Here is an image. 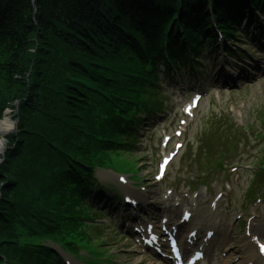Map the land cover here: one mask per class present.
<instances>
[{"label":"trees","instance_id":"16d2710c","mask_svg":"<svg viewBox=\"0 0 264 264\" xmlns=\"http://www.w3.org/2000/svg\"><path fill=\"white\" fill-rule=\"evenodd\" d=\"M213 7L232 35L245 0ZM215 39L206 0H0V119L18 103L0 164V264H56L34 239L83 240L90 173L132 149L126 115L153 109L150 68L164 55L196 63Z\"/></svg>","mask_w":264,"mask_h":264},{"label":"rangeland","instance_id":"374dc122","mask_svg":"<svg viewBox=\"0 0 264 264\" xmlns=\"http://www.w3.org/2000/svg\"><path fill=\"white\" fill-rule=\"evenodd\" d=\"M243 26L244 25H242V27ZM250 29V26L243 27V30L250 31ZM260 39L264 42V36ZM247 40L248 36L244 35L240 40L242 41L240 47L249 50L251 55L253 57L255 56L260 67L256 71L251 70V73L247 75L245 81H237L235 84H230L229 86H221V83L217 81H215V83L212 82L210 77L205 84L207 86L205 94L200 100L191 119H185L181 115V108L189 101V98L195 89L193 90L191 87L187 93H182L174 91L171 88V90L177 94H173V96L170 97L165 115L162 116L161 120L152 128H146L142 140H140V144L138 145V152L134 154V159L138 162L137 166L142 167L140 177L145 181L147 192L150 194V198L159 209L163 210L162 203H164L165 200L162 198V194L166 189L168 190V188H174L183 200L186 199V189H184V185L196 178L198 168L197 166H191L190 162L185 161H192L194 159L198 147L199 134L203 130L207 118L219 115L220 113H229L234 122L238 125L244 126L249 121H254L255 119L259 120L261 114L260 111H264V50L262 48H258V50L252 49L251 44ZM204 63V68L207 70L209 76L210 73L213 72V74H216L219 70V68H216V70L211 69L210 64L208 65L209 62L206 60H204ZM228 64L238 70L237 66L231 63ZM219 74L221 78L224 75L223 71H220ZM164 83L165 86L169 87L167 82ZM183 85L185 84L183 83ZM186 88L188 89V87ZM197 89L198 88H196V90ZM5 112L9 115L13 126L15 117L17 116L15 115V109H7ZM180 119H185L186 121L184 127L185 131H183L184 133L179 139L173 138L170 145H173V142L178 140L179 142L181 141L184 143V146L169 166L164 181L161 184H156L153 181V174L155 173L156 163L158 162L160 155H162L159 140L163 134V130L172 136L173 130L178 128ZM255 125L257 127L253 128L257 129L259 123L255 122ZM9 135H13V128H11L9 133L4 137V147L6 146V138ZM149 138L152 140V143L147 142ZM171 147L169 150H171ZM260 148L261 147L259 146L252 150L249 145V148L244 154L241 155V153H239L233 157L234 161L241 165L237 171L230 174V177H227L226 173L216 175L219 177L218 181L220 184L227 178L232 184L231 192H227L224 199L219 201V206L214 211L213 219L215 225L219 229L226 231L228 238H225V240H228L227 247L233 257L239 253V240L243 235V223L246 217H249V221L252 224V230H256L257 232L264 231V200L260 203L256 202L246 207L244 212L239 210L241 197L251 180V173L254 171L253 168H250V166H254L253 164H255V159L252 157L257 155ZM243 151L244 150H242V152ZM3 152L1 150L0 156ZM182 160H184V163H182ZM97 177L106 184L112 183V179L105 173H98ZM237 177L238 180L236 181ZM206 178L207 180H210L212 175H208ZM195 185L197 186L198 183ZM200 188L201 187L197 186L196 189L200 191ZM212 188L213 195L219 191V188H216L215 183L212 184ZM172 195L174 194L172 193ZM205 200L206 195L203 194L199 199L201 204L199 212L196 213V221L200 222L207 218L209 211L207 203L204 202ZM185 203H188L187 200H185ZM240 216L241 218L239 219ZM105 217H108V215H104V219L107 220L108 223L110 222V229L105 230L102 236L108 253L110 255H115V262H112V264H158L155 259L148 258L147 260H144L143 258L140 259V257H137L139 253L136 251V247L129 235L126 234V231L119 229L114 216L108 219ZM78 260L81 264H93V262L98 263L96 259L91 260L92 262L82 258H78ZM74 264L78 263L74 262Z\"/></svg>","mask_w":264,"mask_h":264},{"label":"bare ground","instance_id":"6f19581e","mask_svg":"<svg viewBox=\"0 0 264 264\" xmlns=\"http://www.w3.org/2000/svg\"><path fill=\"white\" fill-rule=\"evenodd\" d=\"M6 113L7 112H5L3 114V117L0 120V152L4 148V137L9 133V131L12 128V122L10 120L9 115ZM207 222H208V225L210 224V226H211V223H212L211 219H208ZM195 226H197V225H195ZM219 241H220V243L224 242V239L219 237L218 242ZM248 242H250L249 239H244L243 244L241 246V250H242L243 256H245L246 262H249L251 264H260L261 261L263 260L260 255H257V253L254 254L253 252H247V250L245 251L244 248L246 247V244L251 245ZM221 245H222V243H221ZM251 250H254V247H251ZM223 264H226V263H223Z\"/></svg>","mask_w":264,"mask_h":264},{"label":"snow or ice","instance_id":"6c2138e0","mask_svg":"<svg viewBox=\"0 0 264 264\" xmlns=\"http://www.w3.org/2000/svg\"><path fill=\"white\" fill-rule=\"evenodd\" d=\"M261 250H264V245H261Z\"/></svg>","mask_w":264,"mask_h":264},{"label":"water","instance_id":"95a60500","mask_svg":"<svg viewBox=\"0 0 264 264\" xmlns=\"http://www.w3.org/2000/svg\"><path fill=\"white\" fill-rule=\"evenodd\" d=\"M15 125V123H13ZM2 151H5V148L2 149Z\"/></svg>","mask_w":264,"mask_h":264}]
</instances>
